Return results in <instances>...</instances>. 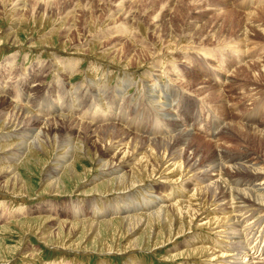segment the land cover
Listing matches in <instances>:
<instances>
[{"label": "rangeland", "instance_id": "374dc122", "mask_svg": "<svg viewBox=\"0 0 264 264\" xmlns=\"http://www.w3.org/2000/svg\"><path fill=\"white\" fill-rule=\"evenodd\" d=\"M256 10L257 13L261 11L260 17L253 20L255 17H250L249 13ZM10 35L18 37L19 43H12ZM171 49H175L173 58L167 53ZM69 62H78L73 74L65 73L59 66L61 63L66 67ZM125 64H130L127 72L132 79L134 77V82L153 84L155 79L165 77V81L196 100L199 117L191 132L194 145L200 152L199 159H204L217 147L236 154L250 149L253 158H264V150L259 145L248 147L235 129L231 130L232 133L225 132L213 138V129L210 128L211 115L227 116L231 126L239 130L247 124V121H242L251 119L248 117L256 116L257 124L264 125V108L253 115L256 112L253 103L264 99V0H0V101H4L1 105L7 108L6 111L11 107L5 105V101L17 103L15 96L20 93L27 96L31 89L36 91L32 93L37 101L32 105L35 113L52 112L62 101L61 105L69 108L72 106L70 99H73L69 96L72 93H67L70 87H82V91H78L80 94L87 87L93 92V87L103 88L106 83L109 88L117 87L124 77ZM62 70L65 74L61 73ZM56 75L65 80L69 89H59L61 85ZM86 77L96 85L94 82L87 85L89 81L84 83ZM136 90L134 86L126 95L133 97ZM67 97H70L68 101ZM59 98L63 100L59 102ZM20 103L25 106L23 101ZM128 113V122H135V114ZM116 115L119 119L116 117L112 121L113 126L129 125H125L119 112ZM74 116L73 120L80 121V114ZM151 126L143 127L148 131ZM6 132H0V170L20 163L19 173L26 184L22 188L19 181L16 188L11 183L8 189L0 187V264H186L181 254L189 250L185 245L187 241L199 237L212 241L215 237L207 230H194L179 240L178 245L172 241L163 248L156 247L158 251L151 246L125 250L131 241L126 237L129 240L126 243L122 237L120 246H114L116 249L111 254L100 253L99 244L92 247L90 240L85 238L80 250L74 249L65 229L62 237L58 238V223L70 225L74 219L69 211L72 203L82 199V192H90L98 184L94 181L100 173L97 164L99 154L111 144L114 149L109 152V158H117L125 148L124 143L119 144V139L111 141L109 134L105 138L98 134L86 138L82 134L79 138L73 137V143L66 140L64 145L59 142L55 147H48L47 153L33 148L32 154L23 156L21 149L24 145L21 142L25 140L19 137L26 134L20 132L17 136ZM87 139L97 147L94 148L93 143L88 145ZM85 143L90 154L86 153L88 146ZM71 144L78 146L81 152L77 149L69 153L72 152ZM257 149L262 152L258 153ZM20 158L22 160L15 163ZM75 158L83 182L69 179V171L63 169L60 172L58 168V165L66 167ZM57 174H61L63 179L66 177L67 194L57 195L47 189L49 177ZM7 176H2L0 184L7 182ZM161 178H157L154 193L175 200L178 192L165 189L169 186L164 185ZM187 186L185 193L197 187L194 184ZM82 204L80 200L81 207L86 208ZM48 217H55V221L44 222ZM202 219L195 223L203 224ZM103 235L107 243L112 244V235L106 231ZM81 238L77 235L75 241L79 243ZM114 238L117 241V234ZM198 259L190 262L201 264Z\"/></svg>", "mask_w": 264, "mask_h": 264}, {"label": "bare ground", "instance_id": "6f19581e", "mask_svg": "<svg viewBox=\"0 0 264 264\" xmlns=\"http://www.w3.org/2000/svg\"><path fill=\"white\" fill-rule=\"evenodd\" d=\"M257 10L249 13L250 17H255L253 20H258L260 17L261 11L257 13ZM17 38L10 35V41L15 45L19 43ZM174 52L175 49L167 52L170 58H173ZM77 63L69 62L66 67L60 65L61 63L58 64L64 68L65 73L73 74V68ZM127 69H130V64L124 65L122 71L124 77L122 75L123 78L117 87L109 88L106 83L103 88L93 87V92L87 87L83 89L82 94L78 93L79 90L82 91V87L74 85L75 87L72 86L69 89L58 72L60 75H56V80L61 85L59 89H69L67 93H72L69 95L73 98L70 99L72 102H69L72 106L69 105L68 108L64 104L61 105L64 102L62 101L58 106L52 105L53 111L50 106H47L52 112H44L42 115L38 110V113H35L32 107L37 102L32 94L36 92L34 89H31L27 96H23L25 93H20L22 96L20 94L15 96L17 103L10 104L5 101L4 104L10 106L11 110L6 111L7 108L1 105L4 101H0V117L1 120L4 118L0 120V132L6 130L9 135H19L20 132L26 134L19 137L25 140L21 142L24 148L20 147L23 156L32 154L33 148L47 153L48 147H55L59 142L64 145L63 142L66 140L73 143L72 138H79L82 134H85L86 138H91L96 134L105 138L109 134L111 141L119 139V144L124 143L125 148L121 149L117 158H109V152L113 148L111 144L106 151L99 154L97 164L100 173L94 181L98 184L92 191L82 192V199L76 202L73 200V207L69 211L74 219L70 225H67V222L58 223V238L62 237L65 229L66 236L72 239L71 246L74 249L80 250L79 246L86 238L90 240L92 247L99 244L100 253L111 254L116 249L113 248L114 246H120L122 237L125 241L128 239L126 237H130L131 241L125 250L147 246L163 248V245L171 244L172 241L177 244L179 240L190 235L194 230H207L209 233H214L212 236L215 237L212 241L199 237L196 240L191 238V241L186 242L185 245L189 250L181 254L186 264H196L190 260H196L198 257L201 264H264V158H253V152L250 149L236 154L217 147L204 159H199L200 152L194 145L191 132V128L199 117L196 100L174 84L165 81V77L155 79L153 84L146 81L134 82V77L133 79L130 77ZM149 78L152 79L151 76ZM85 80L87 81L84 83L89 81L87 85L89 83L92 85L94 82L89 77ZM134 86L137 88L135 95L128 97L126 93L130 94V89ZM69 98H66L67 101ZM61 100L63 99L59 102ZM263 100L260 103L256 101L253 103L254 106L256 105L254 116L264 108ZM21 101L25 106L20 105ZM133 102L136 103L133 104ZM118 112L125 125L129 123L128 126H113L112 121L118 118L116 115ZM128 112L135 114L137 122L135 120L133 123L128 122ZM75 114H80L81 118L76 116L80 118V121L73 120ZM255 117H248L251 119L242 121L243 123L247 121V126L244 124L243 130H239L231 126L232 122L227 116L211 115L212 137L217 138L225 132L232 133L231 130L235 129L248 147L259 145L264 150V125L257 124ZM148 124L152 126L147 131L143 126H148ZM86 141L88 145L93 143L90 144L88 139ZM71 145L72 152L69 153L77 149L81 152L78 146ZM92 146L97 147L94 143ZM81 148L83 149V146ZM89 149L88 146L87 154L91 153ZM147 149L150 155L146 154ZM260 150L257 149L258 153L262 152ZM67 153L66 155H70ZM97 155L96 153L95 156ZM31 157L35 156L31 155ZM21 158L15 163L22 160ZM77 158L72 159V162L69 161L66 167L58 165V168L61 169L60 172L63 169L69 171V179L71 177L73 181L83 182L84 179L75 165ZM19 164L0 170V179L8 175L7 182L0 184L1 188L8 189L10 183L16 188L19 181L21 187H25L26 183L19 173ZM164 168L167 169L163 170ZM162 176H167V178H161ZM65 178L63 179L61 174L50 176L47 189L57 195L67 194L69 187ZM157 178L163 179L164 185L169 186L165 189L169 188L178 192L175 200H169L168 196L162 198L154 193ZM187 184H194L197 187L185 193L188 188ZM176 186H178L177 189L174 188ZM80 200L86 208L81 207ZM219 214L226 217L222 218ZM201 219L204 221L203 224L195 223ZM53 221L55 217L44 219V222L48 223ZM47 231L50 233L49 230ZM103 231L112 235V238L110 237L112 244L107 243ZM114 234H117V241H115ZM77 235L82 237L79 243L75 241Z\"/></svg>", "mask_w": 264, "mask_h": 264}]
</instances>
